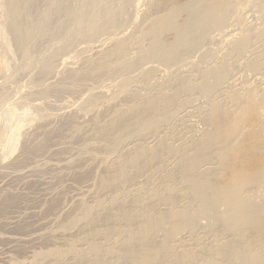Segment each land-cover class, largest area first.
<instances>
[{"label":"rangeland","instance_id":"rangeland-1","mask_svg":"<svg viewBox=\"0 0 264 264\" xmlns=\"http://www.w3.org/2000/svg\"><path fill=\"white\" fill-rule=\"evenodd\" d=\"M157 1L126 0L123 3L124 0H12L10 3L11 0H0V264H56L59 262L51 252L57 249L65 253L62 263H71L73 247L82 249L84 241L77 225H74L75 221L69 219V216L75 215V210L83 202L89 206L96 204L95 190L101 168L114 161L117 154L127 152L134 145L143 147L146 143H140L139 139L133 143L134 138H139L138 131L130 132L119 143H112L108 134H103V129L112 127L113 112L130 106V94L147 96L152 90L159 88L158 83L160 87L163 86L167 78L184 74L194 76L198 70H206L217 64L229 52L232 44L231 50L239 45V39L264 31V0H226L224 8H221L225 11L219 9L217 12L224 13V17L226 15L224 25L222 23L219 28L210 32L212 37L206 36L208 39L195 37L196 28L203 22L197 23L198 20L190 9L182 12L185 7L182 6L179 10V5L173 3L179 10L177 16L175 14V17H179L173 20L175 17L171 18V10L177 13L174 9L176 6L172 4L173 8L169 6L164 10H154ZM13 2L14 5L11 6ZM107 7L117 12L119 23L90 37V27L96 24L95 21L98 22V13L102 9L107 10ZM97 8H100L98 13ZM188 11L193 16H189ZM168 14L169 18L166 16ZM159 17L166 24L171 19L174 22L186 17L187 20L191 19L187 23L191 29L189 36L196 42L195 46L198 44L197 48L181 52L173 60L171 54L168 58L166 53V59L159 58L162 52L157 48L159 52H156L161 53L157 56L158 60L155 53L148 57V61L145 56L153 51L150 47L154 46L152 38L156 35L164 44L168 41L171 43V40L173 44L175 40L182 44V36L174 35L171 30L167 35L173 34L172 37L162 36L158 30L166 24ZM165 17L170 20L165 21ZM14 20L17 24H22L20 27L29 35L28 38L24 37V43L18 41L16 32L11 27ZM168 27L170 25L163 29L167 30ZM192 27H196L195 30ZM157 32L162 34L161 37ZM162 37L168 38L165 40ZM128 38L130 43L121 57L108 62L104 70H92L91 67L95 65L92 66L91 62H99L104 53L114 50ZM160 39L154 40L161 43ZM230 52L238 53L234 50ZM234 53L231 54L233 59L236 56ZM153 56L156 60H151L155 58ZM241 58L238 60L242 62L244 59ZM159 59H163L165 63ZM138 60L147 62L139 61L138 64ZM149 67L155 72H150L152 75L147 76ZM232 69L233 78H236L238 85L250 84L247 81L250 78L252 80L253 76L251 83L254 85L253 89L258 91L259 84L254 82L253 73L237 71L235 64ZM195 70L197 71L194 72ZM143 76L148 79L144 80ZM204 101L205 98L200 95L189 99V106L186 102L187 106L184 105L178 113L171 115L170 118L174 120L169 118L170 122L162 123L161 129L168 130L186 123L187 126L193 125L194 136H199L200 130L204 128L202 119L200 120L205 109L202 105H206ZM14 113L19 115L15 117ZM109 113L111 114L108 115ZM19 119L22 120L21 123ZM171 123L173 126H170ZM205 220L207 221L204 217L199 218L200 225L205 224ZM69 245H73L72 249Z\"/></svg>","mask_w":264,"mask_h":264},{"label":"bare ground","instance_id":"bare-ground-1","mask_svg":"<svg viewBox=\"0 0 264 264\" xmlns=\"http://www.w3.org/2000/svg\"><path fill=\"white\" fill-rule=\"evenodd\" d=\"M125 1L123 3H126ZM183 2L158 0L154 10L166 9L173 3H177L179 8L185 7L179 9H182V12L184 9V12L190 9L196 16L197 23L203 22L198 28L195 27L194 32L195 37L202 39H208L206 36L219 28L225 20L226 15L224 17V13L220 12L219 16L217 12L219 9L225 11L221 8H224L226 0ZM176 7L174 9L177 13L171 10L172 19L178 14ZM99 9L97 8L96 12ZM116 13L113 8L102 9L98 13V22L94 20V26H91L94 18L90 19L93 23L89 20V27L93 32L91 30L92 34L89 36L93 37V34L97 35L98 31L112 27L115 23L117 25L119 22ZM190 14L189 16H193ZM166 16L170 17L169 14ZM159 19L164 22L162 17ZM172 19H164L168 20V23L172 22L167 23L168 25L164 22L167 26L170 25L167 30H164L167 26L156 19L166 26L159 25L161 30L158 31L162 36L167 35L170 30L174 35H181L182 44L173 39L178 46L173 44L172 40L166 45L168 43L164 44L156 35L155 38L160 39L163 44L153 37L151 43L154 48H150L155 51H149L146 58L155 53L157 57L161 54L156 52L159 50L163 55L158 56L159 58L166 59V56L169 58L171 54L173 60L179 53L194 49L192 47L197 48L198 44L195 46L196 42L189 36L191 29L187 23L191 19L187 20L186 17L175 22ZM20 25L15 21L11 27L16 32L14 33L18 41L24 43V37L28 38L29 35ZM257 33L252 34L253 36L246 35L241 38L242 42L239 39V45L234 44L236 46L231 50L232 44L229 52L223 59H218L217 64L209 66L206 70H195L197 73L194 76L184 74L167 78L163 83L164 87H160L158 83L159 88L154 86L158 89L152 90L147 96L139 97L140 94L132 92L128 98L130 106L113 112L114 120L111 121L114 122L109 123L112 127L106 125L109 129H103V134H108L112 143H119L132 131L139 132V138H134L133 143L138 139L140 143H146L144 146L141 144L143 147H134L133 144L125 154H117L116 158H113L114 161L101 168L99 178L97 175L96 204L94 202L95 205L92 203L93 206H89L83 202L75 210L76 214L72 213L74 217L69 216V219L75 221L74 225H77L79 234L83 235L81 239L84 246L77 249L75 245L72 254L69 249L68 253L73 256L71 263H62L65 253L54 250L51 255L58 260L59 263L56 264H264V31ZM157 34L161 37L158 32ZM129 41L128 38L127 41L120 42L114 50L104 53L99 62H91L92 66L95 65L91 67L92 70H104L108 62L111 63V60L121 55ZM157 48L159 49L156 50ZM233 50L238 53L230 52ZM233 53L236 54L234 59ZM156 57L151 60H156ZM240 57L244 59L241 58L242 62L238 60ZM139 61L141 60H138V64ZM234 64L238 68L237 71L253 73L254 82L259 84L258 91L253 89L254 85L251 83L253 76L252 80L250 78L247 81L250 84L240 86L236 83L237 80L232 74ZM149 68L147 76H150V72H155ZM144 80L143 84H146ZM196 95L201 98L203 96L204 104L206 102V105H202L205 107L203 114H199L204 126L200 135L194 136L193 125L187 126L185 120V125L180 123L173 126L171 123L172 128L167 125L170 127L169 131L166 128L162 130V123L170 122V116L179 112L184 105L186 107L185 103ZM18 121L21 123L22 120ZM101 154L103 155V151ZM201 217L207 219L203 225H200Z\"/></svg>","mask_w":264,"mask_h":264}]
</instances>
